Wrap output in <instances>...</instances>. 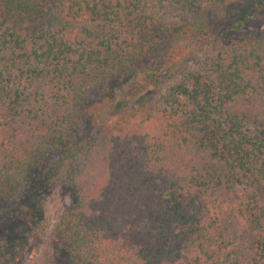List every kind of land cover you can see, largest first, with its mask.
I'll list each match as a JSON object with an SVG mask.
<instances>
[{"label": "trees", "instance_id": "trees-1", "mask_svg": "<svg viewBox=\"0 0 264 264\" xmlns=\"http://www.w3.org/2000/svg\"><path fill=\"white\" fill-rule=\"evenodd\" d=\"M242 1L0 0V264L56 183L61 264H264V34L217 25ZM127 76L153 90L88 135Z\"/></svg>", "mask_w": 264, "mask_h": 264}, {"label": "rangeland", "instance_id": "rangeland-1", "mask_svg": "<svg viewBox=\"0 0 264 264\" xmlns=\"http://www.w3.org/2000/svg\"><path fill=\"white\" fill-rule=\"evenodd\" d=\"M217 25L221 33L224 32V36L230 38L245 33L264 34V0H244L230 6L226 16ZM152 90L139 76L110 79L89 99L84 130L92 135L106 129L125 107ZM69 205L70 199L65 187L56 183L47 193L40 211L46 224L45 230L30 237L28 243H16L23 247L17 264H61L64 257L51 246V238L53 228L68 211ZM7 229L14 230L12 224L7 225Z\"/></svg>", "mask_w": 264, "mask_h": 264}]
</instances>
